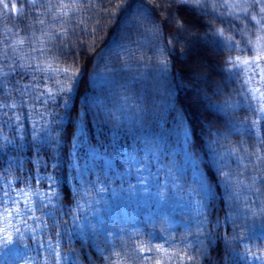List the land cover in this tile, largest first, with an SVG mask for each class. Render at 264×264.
Wrapping results in <instances>:
<instances>
[{"label": "snow or ice", "instance_id": "6c2138e0", "mask_svg": "<svg viewBox=\"0 0 264 264\" xmlns=\"http://www.w3.org/2000/svg\"><path fill=\"white\" fill-rule=\"evenodd\" d=\"M106 28L119 36V43L109 38L92 57L96 34ZM109 43L116 45L114 58L117 63L111 67L106 65L103 72L115 81L116 92L113 100V96L101 87L111 105L101 111L114 125H120L128 115L137 116L144 111L141 104L135 103L136 93L130 91L138 83L141 85L140 99L147 98L149 83L159 85L161 78L165 81L162 86L167 90L170 78L174 76L173 59H178L174 56L177 51L184 55L193 49L214 50L222 56L221 69L228 73L227 78L221 77L224 88L228 87L229 81L240 84L237 89L226 92L220 84L213 86L208 75H202L200 79L209 89L203 90L200 98L202 103L207 101L204 107L208 120L201 128V132H207V139L195 132L190 135L182 128L180 151L176 147L164 157L168 160L167 165L160 156L153 154L152 159L165 169L168 190L186 193L188 202L196 209V232L180 237L185 246L182 250L168 252L164 245H138L130 239L127 244H121L120 251H114L112 230L103 221H89L85 225L87 217L75 213L70 217L71 227L77 229L82 238L93 241L88 245L92 252L84 247L83 240L79 251L60 250L61 232L67 233L71 229L68 220L59 219L61 191L54 176L48 172L49 161L53 167L62 162L57 148L62 147L66 139L75 147L76 133L83 132L81 114L76 112L73 117L72 113L80 77L87 64L71 71L69 67H60L58 62H67L72 57L75 64L83 56L97 67L99 61L105 59L103 53ZM233 52L240 55L233 56ZM109 57L111 63V49ZM257 71L264 83V0H0V154L6 146L13 149L18 145L27 147L25 141L30 137L35 158L28 160L30 167L25 170L19 156L10 157V163L15 164L16 171L21 174L14 179L17 186L24 184L30 190L33 181L36 185L45 180L49 182L45 185L46 192L34 190L36 206L28 209L26 205L27 218L20 220L19 226L13 224L19 209L15 213L0 212V264H17L22 258L21 253L26 254L33 245L38 256L42 250L48 253L47 264H60L62 259L70 264H116L113 257H119L128 247L131 252L125 254L140 264H164L165 261L168 264H202V259L207 264H218L211 257L213 236L217 242L221 238V222L214 216L220 211L217 203L227 209L225 222L231 217L230 222L234 225L231 238L223 237L230 251L241 260L264 264V251L253 253L246 248L242 253H236L231 248L232 243L239 246L253 238L250 230L240 234L248 229L249 219L253 223L257 217L264 221V91L246 87ZM248 72L251 75L246 80H237ZM92 74L89 72V79ZM128 79L134 82L132 87H124L121 82L126 83ZM213 96L220 99L213 100ZM254 101H258V108L253 107ZM57 108L64 109L60 121L55 119L59 115ZM239 110L252 112L256 119L249 122L245 117L237 121L234 113ZM66 118L69 127L59 128ZM73 120L76 130L70 135ZM5 129L11 136L5 134ZM234 135L240 139L233 141ZM68 155L77 157L69 160L72 179L81 182L90 170L94 171L91 161L86 160L81 166L78 153L69 150ZM96 159L97 155H93L92 160ZM99 159L103 160L102 157ZM105 165L111 167L107 161L101 167ZM144 167L138 162L135 168L137 175L134 178L141 186L147 182L140 176ZM180 175L187 176L194 186L179 183ZM88 183L95 187L101 181L97 178ZM4 185L11 188V181L0 173V204L5 199L12 200ZM20 194H23L22 190ZM157 195L161 200L169 198L163 187ZM63 199L71 203V192L65 189ZM76 208L82 210L78 201ZM62 214L69 215L67 212ZM241 220L244 222L238 223ZM149 223L155 227L154 221L149 220ZM161 227L163 232L169 231L167 224ZM37 232L42 239H38ZM25 239L30 243H24ZM134 239L141 237L137 235ZM166 244L175 245L177 240L168 236ZM105 252L109 254L105 255Z\"/></svg>", "mask_w": 264, "mask_h": 264}, {"label": "rangeland", "instance_id": "374dc122", "mask_svg": "<svg viewBox=\"0 0 264 264\" xmlns=\"http://www.w3.org/2000/svg\"><path fill=\"white\" fill-rule=\"evenodd\" d=\"M231 55H240V53L233 52ZM195 65L198 74L207 73L209 65L206 64L205 61L197 59L195 60ZM250 75L251 72L244 73L241 77H238L237 80H246ZM225 78H227V76ZM195 80L199 83L201 82L199 77H196ZM217 83H219L220 87L223 90L225 89L224 91L226 92L235 89L224 88L221 79L217 80ZM228 85H230L229 82ZM246 87L249 89L259 88L261 91H264V83L260 81L259 71L256 72L251 83ZM218 99H220V97L216 96L215 100ZM258 106V101H254L253 107L258 108ZM240 111L239 113H234V118L237 121L243 120L245 117H248L249 122L256 119V116L253 115L252 112L245 110ZM182 128L185 129V131L187 130L191 135L187 121L183 120L180 129H178L176 133L173 132V130L164 132L161 130L152 131L150 129L135 132V129L131 128L133 132L132 135L128 137L130 142L127 143L112 142L113 144L106 143L103 146L93 145L85 141L83 132L82 134L76 133L78 139L73 141L76 145L75 147L70 143L69 150L73 153H78L79 164L83 166L84 162L88 160L92 162V167L94 169V171L90 170L84 176L83 181L77 182L71 178L72 169L68 161V178L76 193V202H79L82 209L78 210L75 202L73 206L70 207V210L77 216L83 217L85 215L87 217L85 225H87L89 221L93 223L103 221L104 225L112 230L111 241L116 245L114 251H120L121 244H127L130 239L138 245H164L168 252L182 250L185 246L180 242V237L182 235H188L189 232L195 234V207L188 202L186 193L175 192V190H173V192H175V195H173V192L168 190V182L164 175L165 169L152 159L153 154H155L160 156L164 165H167L168 160L164 159V157L176 147L177 151H180L179 146L183 142ZM200 136L202 139H207V132H200ZM231 139L236 141L240 139V137L234 135ZM93 155H97L98 159L92 160ZM15 156V154H12L10 157ZM99 157H102L103 160L99 159ZM34 158L35 157L32 156L29 159ZM76 158L75 156H69V160ZM20 160L22 161L23 158L20 157ZM177 160H179V157H177ZM104 161H107L111 167H107L106 165L101 167ZM138 162L145 165L143 171L140 173L141 178L147 181L144 186L137 184L134 178L137 175L135 168ZM185 164H187V161ZM13 166L16 168V165L10 163L8 159L4 168L7 170L13 168ZM181 171H183V168H181ZM0 172H2L1 169ZM2 174L6 180L11 181V188H8L7 185H4V187L11 193L12 200L5 199L3 203L0 204V212L6 214L8 211H12L15 213V211L19 209V214L16 215L13 220V224L19 226V221L27 218L25 216L26 205L28 209L36 206L37 198L33 194L34 190L38 188L41 192H46L48 189L45 185L49 182L45 180L43 184L36 185L33 181L31 182L30 190L29 187H26L24 184L17 186L14 177L21 175L19 172L11 170L5 174L2 172ZM97 178H99L101 183L97 184L95 187H93L91 183H88V181H95ZM185 182L189 186H194L191 185V181L187 176L180 175L179 183ZM162 187L169 196L166 200L159 199L157 195V191ZM98 189H104V191H98ZM21 190L23 194H20ZM222 208H224V210L220 211L221 216L218 217L224 219V214L227 209L225 207ZM36 215L39 216L40 213L37 212ZM149 220L155 222L154 228L152 224L149 223ZM230 221L231 217L228 222L224 220L222 228L228 238H231L234 234V225H232ZM213 222L215 223V220H213ZM243 222V220L238 221V223ZM80 223L82 225L83 221L81 220ZM163 224L169 226V231L167 233L162 230L161 226ZM32 226L34 227L35 225L33 224ZM70 228L72 233L76 234L84 241V245H89L93 242L88 237L82 238L79 231L71 227V221ZM248 230L251 231L253 238L239 246L233 243L234 246H232V248L236 250V253H242L246 248L253 253L264 251V221H261V219L257 217L255 223H253L252 220L249 219L248 229L242 230L240 234H247ZM137 235L141 237L140 240L134 239ZM168 236L175 237L177 244H166ZM37 237L38 239H42L39 232H37ZM24 243H30V241L25 239ZM53 243L55 244V240H53ZM60 250L62 251L61 247ZM130 252L131 247H128L119 257L114 256L113 261L116 262V264H140L138 260H131L125 254ZM108 254V252H105V255ZM155 255L156 254H153L154 257ZM21 256L22 258L18 259L17 264H29V261H32V264H37V261H39V264H47L48 253L42 250L38 256L35 245H33L32 250L27 251L26 254L22 252ZM60 264H70V262L62 259ZM164 264H168V262L165 261ZM236 264H252V262L250 259L241 260L240 257H238V262Z\"/></svg>", "mask_w": 264, "mask_h": 264}, {"label": "trees", "instance_id": "16d2710c", "mask_svg": "<svg viewBox=\"0 0 264 264\" xmlns=\"http://www.w3.org/2000/svg\"><path fill=\"white\" fill-rule=\"evenodd\" d=\"M102 23L107 24V21H102ZM89 27H91V25ZM96 35V45L95 49L91 53L92 57H95L96 51L103 47L109 38L115 40L116 43H119V36L114 35L111 28L103 29ZM110 49L112 51L111 63L109 62ZM115 51L116 45L109 43V47L105 48L103 53L105 59L100 60L97 67L94 66L91 59L86 60L83 56L79 57L75 64L72 63V57H69L67 62H64L63 60L58 62L60 67H69L71 71H76L78 68H82L85 63L87 64V68H83V72L80 77L81 83L78 86V90L75 94V100L73 101L75 111L72 113L73 117L76 116V112L81 114L83 137L86 142L100 146H103L106 143H127L130 142L128 137L131 136L133 132L131 131V128H134L135 132L150 129L152 131L161 130L164 132L173 130V132L176 133V131L180 129L183 120L187 121L191 134L195 132L196 135H200L202 126H204L206 124L205 122L208 120L207 112L204 107V104H206L207 101L202 103L200 98L203 94V90L209 89L205 87V83L202 79L200 83L195 79L196 77L200 78L202 75H208L212 85L215 86L216 84H219L217 83V80L221 79L222 76H228V73L224 72L220 67L222 62L221 55L217 54L214 50L204 49H193L191 52H187L184 55H180L179 51H177L174 56H177L178 59H173L175 67L172 69V72L174 73V76L170 78L167 90H165L162 86L165 81L161 78L159 85L155 82L149 83L147 98L140 99L142 93L139 91L141 85L138 83L136 88L131 89L130 91L136 93L138 99L135 103L141 104L144 111L137 116L128 115L120 125H114L111 118L107 117V115L101 111L102 108L110 107L111 105L107 103L105 93L101 92L100 89L101 87H104L105 91L110 96H113L112 99H115V81L109 74L103 72L106 65L111 67L113 64L117 63L114 58ZM149 55H151V53H149ZM223 55L226 56L228 53H224ZM197 59L203 60L209 65L207 73L198 74V70L195 65V60ZM133 68H135V65H133ZM89 72H93L90 79L88 75ZM217 72H219L220 75H216ZM121 82L124 87H132L134 83L130 79H128L126 83H124L123 80ZM229 83L230 85H228L226 89H237L240 86L239 83H233L230 81ZM121 91H123V89H121ZM215 98L216 96H213V100H215ZM56 111L59 115H57L55 119L60 121V117L64 114V109L57 108ZM239 112L241 111L239 110L236 113ZM214 115L220 114L214 113ZM30 126L31 124L29 123L28 127ZM75 126L76 124L73 120L71 128L69 129L70 135L75 131ZM68 127L69 121L67 118L59 124V128ZM59 128H57V131H59ZM4 131L6 135L11 136L8 129H5ZM61 136L63 137V133H61ZM25 143L28 146L24 148H20L19 145L15 149L10 146H6L4 153L0 154V166H2L0 169L4 174L11 170L16 171L14 166L13 168L7 170L4 168L5 163L12 154L23 158L22 161L24 163L25 170L30 167L28 160L32 156L35 157V152L31 150L30 137H28ZM69 149L70 143L66 139L65 144L62 147L57 148L59 161L62 162H59L56 167H53L52 162L49 161L48 171L56 179L61 191L62 205L59 219L61 221L68 220L70 228V216L72 214L70 207L76 202V193L73 190L71 182L68 178L69 168L67 167V164L69 161ZM46 151L51 152V149H46ZM41 155L43 156V152H41ZM65 189L70 191L72 194L71 203L64 201L63 199V191ZM217 207L220 208V211L224 210L219 203H217ZM220 211L215 212L214 216L219 218L218 216H221ZM63 212H67L69 215L65 216L62 214ZM219 219L221 222V226L219 228L221 238L217 242L216 236H213V251H211V257L213 260H216L218 264H236L238 262V256H235V254L230 251L229 245L226 244L223 237H227V235L222 230L224 219L222 217ZM81 240L82 239L79 236L72 233V230L67 233L62 231L60 237V247L63 252H69L71 249L79 251L81 247ZM232 246H234L233 243L231 244V248ZM84 247L89 252H92V249L89 248L88 245H84ZM93 258L95 259V256H93ZM202 264H207V262L202 259Z\"/></svg>", "mask_w": 264, "mask_h": 264}]
</instances>
